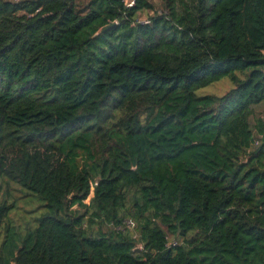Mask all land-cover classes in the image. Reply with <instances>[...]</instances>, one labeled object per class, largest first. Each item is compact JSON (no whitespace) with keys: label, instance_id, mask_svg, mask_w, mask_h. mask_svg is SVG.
<instances>
[{"label":"trees","instance_id":"1","mask_svg":"<svg viewBox=\"0 0 264 264\" xmlns=\"http://www.w3.org/2000/svg\"><path fill=\"white\" fill-rule=\"evenodd\" d=\"M129 1L0 0V264H264V0Z\"/></svg>","mask_w":264,"mask_h":264},{"label":"rangeland","instance_id":"2","mask_svg":"<svg viewBox=\"0 0 264 264\" xmlns=\"http://www.w3.org/2000/svg\"><path fill=\"white\" fill-rule=\"evenodd\" d=\"M13 1V0H10ZM19 1V0H16ZM153 4L152 10H146L142 11L138 14V20L140 22H146L150 16H153L155 14H160L163 10V5L160 2V0H150ZM130 0L128 3H131ZM235 87L234 83L231 81L229 77H225L220 79L217 82H214L204 88L199 89L196 94L199 96L204 95H217L221 96L227 91H229L231 88ZM263 107L255 108L254 109V116L253 119H250V123L253 124L255 119L257 117H261L264 120V111ZM10 195L6 199V201L11 204L12 209L10 210V220L15 225H23L26 221L33 222V219L40 216L45 211V206H42L41 202H35L30 200V198H27V196H24V194L17 189V187H11ZM91 197L90 196L86 199V203L89 202ZM130 230L133 231V228H130ZM3 230L0 232V242L2 239Z\"/></svg>","mask_w":264,"mask_h":264},{"label":"water","instance_id":"3","mask_svg":"<svg viewBox=\"0 0 264 264\" xmlns=\"http://www.w3.org/2000/svg\"><path fill=\"white\" fill-rule=\"evenodd\" d=\"M116 25V22H111L108 25L104 26L101 30H99V32H104L105 30L109 29L110 27Z\"/></svg>","mask_w":264,"mask_h":264},{"label":"built area","instance_id":"4","mask_svg":"<svg viewBox=\"0 0 264 264\" xmlns=\"http://www.w3.org/2000/svg\"><path fill=\"white\" fill-rule=\"evenodd\" d=\"M132 3V2H131ZM131 3H129L128 5H131Z\"/></svg>","mask_w":264,"mask_h":264}]
</instances>
